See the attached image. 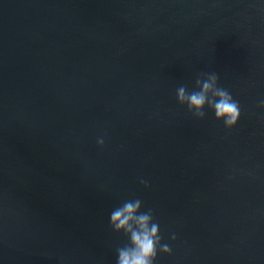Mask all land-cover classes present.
Masks as SVG:
<instances>
[{"label": "water", "instance_id": "1", "mask_svg": "<svg viewBox=\"0 0 264 264\" xmlns=\"http://www.w3.org/2000/svg\"><path fill=\"white\" fill-rule=\"evenodd\" d=\"M210 72L232 129L176 99ZM261 98L264 0H0V264H116L137 198L155 264H264Z\"/></svg>", "mask_w": 264, "mask_h": 264}, {"label": "clouds", "instance_id": "2", "mask_svg": "<svg viewBox=\"0 0 264 264\" xmlns=\"http://www.w3.org/2000/svg\"><path fill=\"white\" fill-rule=\"evenodd\" d=\"M176 99L179 104L186 105L188 111L198 119L207 115L205 108L214 111L215 118L222 120L227 129L234 128L242 113L241 105L232 93L219 84L216 72L200 73L195 78V87L189 90L186 85L176 89ZM258 107L264 109V98L258 101ZM97 143L102 147L103 139ZM144 187H149L146 180L141 179ZM140 199L125 201L110 213V225L115 232H123L128 237V244L116 249V264H155L158 251L171 254L168 243H162L160 226L155 221L151 209L140 211ZM172 240L176 237L173 234Z\"/></svg>", "mask_w": 264, "mask_h": 264}]
</instances>
